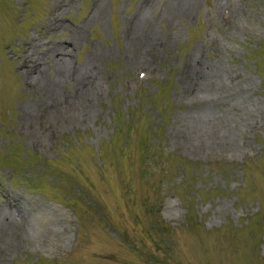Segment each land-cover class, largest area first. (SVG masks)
Wrapping results in <instances>:
<instances>
[{
  "label": "rangeland",
  "instance_id": "1",
  "mask_svg": "<svg viewBox=\"0 0 264 264\" xmlns=\"http://www.w3.org/2000/svg\"><path fill=\"white\" fill-rule=\"evenodd\" d=\"M0 264H264V0H0Z\"/></svg>",
  "mask_w": 264,
  "mask_h": 264
},
{
  "label": "trees",
  "instance_id": "2",
  "mask_svg": "<svg viewBox=\"0 0 264 264\" xmlns=\"http://www.w3.org/2000/svg\"><path fill=\"white\" fill-rule=\"evenodd\" d=\"M257 52H258V51H255V57L260 58L259 56H256Z\"/></svg>",
  "mask_w": 264,
  "mask_h": 264
}]
</instances>
